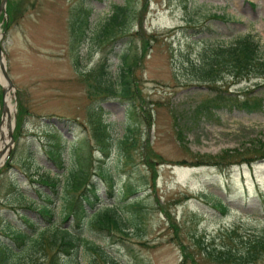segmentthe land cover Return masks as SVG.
I'll use <instances>...</instances> for the list:
<instances>
[{
	"label": "rangeland",
	"instance_id": "obj_1",
	"mask_svg": "<svg viewBox=\"0 0 264 264\" xmlns=\"http://www.w3.org/2000/svg\"><path fill=\"white\" fill-rule=\"evenodd\" d=\"M6 1L12 6V19L3 30L5 2L0 57L13 86L14 126L13 144L0 165V264H46L50 253L35 251L28 238L22 246L15 245L5 223L32 239L46 226L69 227L79 237L78 247L70 256L60 255L57 264H181L164 212L177 225L179 240L189 245L192 235L216 238L215 244L221 245L226 242L217 236L232 225L241 230L264 226V160L225 168L194 164L199 155L216 156L254 135L264 136V108L251 113L234 108L207 112L206 89L190 83L187 73V64H197L205 47L238 36H251L264 56V0H145L141 11L143 0H130L140 12V34L148 39L144 50L139 49V36L130 35L137 30L135 21L126 37L111 44L93 35L110 5H123L124 0ZM128 40L131 51L141 56L133 74L143 114L137 104L90 99L89 82L82 81L104 55L113 71L118 65L114 53H120ZM256 81L226 79L229 92L249 87L263 97L264 87L254 88ZM2 98L0 86V108ZM97 104L100 111L95 116L111 138L106 156L90 138L91 107ZM130 128L135 142L123 158L116 140ZM146 150L152 169L145 164ZM87 154L90 174L96 167L103 178L92 175L95 197L85 193L90 203H83L87 214L76 228L71 217L62 218L61 187L54 194L39 180L57 177L62 184L77 168L76 157ZM36 192L50 195V202L44 203ZM38 204H46L53 213L41 217ZM104 209L121 218L123 233L90 223L92 214ZM20 216L34 225L23 224ZM192 255L196 257V251ZM199 257L197 264H217ZM256 264H264V258Z\"/></svg>",
	"mask_w": 264,
	"mask_h": 264
},
{
	"label": "trees",
	"instance_id": "obj_2",
	"mask_svg": "<svg viewBox=\"0 0 264 264\" xmlns=\"http://www.w3.org/2000/svg\"><path fill=\"white\" fill-rule=\"evenodd\" d=\"M124 1L123 5H110L109 14L97 26L93 35L97 41L111 44L126 37L127 30L133 27L135 21L137 30L130 35L135 38L139 36V49L144 50L148 45V39L140 34L142 26L139 18L140 12L136 11L134 6H131L130 0ZM144 7L145 0L142 1L140 11L144 10ZM87 14V11L84 10V26L87 25L85 19ZM11 15L12 6L10 1H6L7 18H1L3 30L8 28L12 19ZM76 21L77 19L72 24ZM70 35L74 41L76 35L73 30L70 31ZM130 42V40L126 42L127 44H125L123 50H120V53H114L118 59V65H115L113 71L108 56L104 55L99 57L97 63L83 75L82 81L89 82L86 92L90 99L98 102L108 98L118 99L127 102L131 107L137 104L136 106L143 114V104L137 101V78L133 74L134 68L141 63V56L137 51H131ZM187 73L190 76V83L202 85L206 89L205 108L207 112L220 108H234L251 113L264 108V96L260 97L253 94V88L244 87L240 91L229 92L226 82V79H229L231 83H238L241 79L256 78L258 81L253 83L254 88L264 87V56L261 54L258 44L249 35L235 37L228 43H218L217 45L205 47L197 64L192 62L187 64ZM98 111H100L98 104L96 107H91V113L94 114V117L89 120L90 138L97 146L100 154L106 156L111 146V138L105 129L106 126L95 116ZM135 116L139 118V114L136 112H134ZM132 129L134 128L128 129L127 134L116 140V148L123 155V158H128L127 150L135 142ZM89 156L87 154L86 156L83 155V158L81 156L76 157L77 168L68 172V176L65 177L62 184H60L57 177L45 176L39 180L40 184L48 186L54 194L57 188L61 187L62 192L65 194L63 198L65 212L63 211L62 218L65 220L71 217L76 228L80 227L87 214L83 203H90L89 197L85 193L91 192L95 197L92 175L97 174L103 178V174L100 171L97 172L94 166V171L90 174L92 161ZM143 157L146 166L152 169L147 150L144 152ZM197 159L198 161L194 162L195 165H212L222 168L264 160V136L254 135L253 138L238 147L223 150L221 154L216 156L199 155ZM108 180L109 178H107ZM36 195L44 203L50 202V195L42 192H36ZM215 199L221 204L220 198L215 197ZM37 206L39 207L38 213L43 218L49 217L53 213L52 209L46 204H38ZM220 208L221 212L224 211V208L221 206ZM92 215L93 218L90 223L96 228L106 231L115 230L119 233L124 232V223L113 210L104 209ZM164 216L176 236L177 245L181 252V264H197L196 260L200 259L199 256L202 255L217 264H256L264 258V226L241 230L239 226L232 225L221 236H217V238L221 237L220 239L226 242V244L222 243L221 245L215 244L216 238L206 240L203 234L192 235L191 244L189 245L179 240L178 227L170 219L168 213L164 212ZM20 220L29 227L34 225L26 216H20ZM4 230L10 231L13 243L17 246H22L28 238L35 251L39 252L40 250L44 254L49 250L46 264H57L56 260L60 255L70 256L78 247L79 237L69 227L55 226L50 228L46 226L34 239L29 238L25 231L7 223L4 224ZM5 248L7 251L9 250V248ZM88 248L97 249L95 245L91 244ZM194 251H196V257L192 255ZM1 255L7 256L4 251H1ZM66 264L80 263L68 262Z\"/></svg>",
	"mask_w": 264,
	"mask_h": 264
},
{
	"label": "water",
	"instance_id": "obj_3",
	"mask_svg": "<svg viewBox=\"0 0 264 264\" xmlns=\"http://www.w3.org/2000/svg\"><path fill=\"white\" fill-rule=\"evenodd\" d=\"M5 2L6 0H0V13H4V7H5ZM1 53V51H0ZM0 78L5 82L6 87L1 86V96L3 97V94L5 92V88L7 90H11L12 89V83L10 82L9 76L7 75L4 63L2 58L0 57ZM13 108V106H12ZM6 111V107L5 104L3 102V99L1 101V108H0V118L4 116V113ZM11 124L8 125V130H7V142L5 143V145L0 149V158L1 156H3V159L7 156L9 149L13 143V137H12V127H13V119H10V115H7V122Z\"/></svg>",
	"mask_w": 264,
	"mask_h": 264
},
{
	"label": "bare ground",
	"instance_id": "obj_4",
	"mask_svg": "<svg viewBox=\"0 0 264 264\" xmlns=\"http://www.w3.org/2000/svg\"><path fill=\"white\" fill-rule=\"evenodd\" d=\"M0 85L3 87H6L5 82L0 78ZM3 102L6 107V111L4 113V116L0 118V149L5 145L7 142V130H8V125L11 124L7 122V115H10L12 111V105L10 104V91L5 88V92L3 94ZM13 104V103H12ZM2 159V156L0 158V161Z\"/></svg>",
	"mask_w": 264,
	"mask_h": 264
}]
</instances>
